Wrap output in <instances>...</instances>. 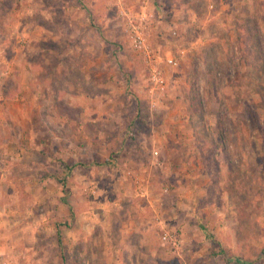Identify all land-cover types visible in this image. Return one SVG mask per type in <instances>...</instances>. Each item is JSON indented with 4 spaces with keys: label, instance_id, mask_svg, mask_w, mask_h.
Masks as SVG:
<instances>
[{
    "label": "rangeland",
    "instance_id": "374dc122",
    "mask_svg": "<svg viewBox=\"0 0 264 264\" xmlns=\"http://www.w3.org/2000/svg\"><path fill=\"white\" fill-rule=\"evenodd\" d=\"M0 264H264V0H0Z\"/></svg>",
    "mask_w": 264,
    "mask_h": 264
},
{
    "label": "built area",
    "instance_id": "2783aa9c",
    "mask_svg": "<svg viewBox=\"0 0 264 264\" xmlns=\"http://www.w3.org/2000/svg\"><path fill=\"white\" fill-rule=\"evenodd\" d=\"M136 42L138 45H144V38L141 36L140 31L137 30L136 31ZM168 62L170 64H174L176 65V61L174 59H169ZM150 66V75L148 78V81H150L151 83V87H150V92L151 94L155 93V92H160V93H164L166 91V77L163 73V71L160 70V68L156 65L153 64L152 62L149 64ZM157 154V153H155ZM164 240H168L170 239L169 236L164 235L163 236Z\"/></svg>",
    "mask_w": 264,
    "mask_h": 264
},
{
    "label": "crops",
    "instance_id": "0c3cea01",
    "mask_svg": "<svg viewBox=\"0 0 264 264\" xmlns=\"http://www.w3.org/2000/svg\"><path fill=\"white\" fill-rule=\"evenodd\" d=\"M34 151H35V150H34ZM35 152H36V151H35ZM28 154H29V152H28L27 150H23V151H21V152L19 153L18 158H20L21 160H24L25 158L28 157ZM37 154H42V153H41V151L38 150V151H37ZM5 173H6V171H5ZM101 190H102V189H101ZM108 204H109V201L101 202V209H103L104 206L107 207Z\"/></svg>",
    "mask_w": 264,
    "mask_h": 264
},
{
    "label": "trees",
    "instance_id": "16d2710c",
    "mask_svg": "<svg viewBox=\"0 0 264 264\" xmlns=\"http://www.w3.org/2000/svg\"><path fill=\"white\" fill-rule=\"evenodd\" d=\"M247 32H248V34H249V30H247ZM250 44H251V42H250ZM253 47H255V46L253 45V46L251 47V49H252ZM194 104H195V106H197V105H196V102H194ZM196 108H197V109H195L194 112H197V110H198V106H197ZM249 114H250V116H252L254 119H257L256 116L254 115V110H253V107H252V106H249Z\"/></svg>",
    "mask_w": 264,
    "mask_h": 264
}]
</instances>
